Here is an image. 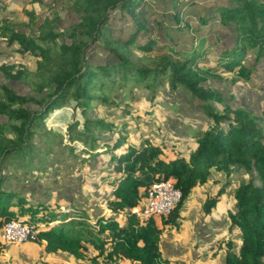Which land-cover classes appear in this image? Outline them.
Wrapping results in <instances>:
<instances>
[{
	"label": "trees",
	"instance_id": "16d2710c",
	"mask_svg": "<svg viewBox=\"0 0 264 264\" xmlns=\"http://www.w3.org/2000/svg\"><path fill=\"white\" fill-rule=\"evenodd\" d=\"M71 8L79 15V23L70 29V44L59 46L61 34L45 33L46 26L53 28L59 17L46 19L36 34L21 32L6 20L0 24L5 42L16 45L19 53L37 58L35 78L29 79L28 68L19 69L15 64L0 63V72L9 80L36 83L40 93L49 90L36 99L0 86V118L9 119L0 123V233L14 219L33 227L60 221L40 231L35 241L45 244L48 253L64 252L85 260L93 250L96 255L89 261L94 264H119L120 260L182 264L162 257L157 219L142 223L130 211L142 204L153 184L175 179L182 191L181 203L161 220L164 225H178L183 205L198 185L209 181L212 171L225 173L226 186H230L232 176L244 169L251 175L250 182L235 190L238 211L229 214L232 226L242 234V243L238 252L232 241L225 243L226 264H264L263 129L243 110L229 108L225 114L218 113L222 95L209 83L217 70L232 75L233 83L251 79L264 53V0H73ZM28 15L31 22H38L34 11ZM221 34L234 39L231 48L235 49L225 47L216 64L209 66L205 45ZM250 50L257 54L255 64L247 67ZM164 82L174 94L189 92L201 101L206 116L229 121L228 128L195 135V150L189 156L173 158L166 154L165 146L148 138L130 144L124 136L130 131L126 121L119 124L90 117L95 102L121 106V100L110 94L115 86L134 97L138 86L145 85L157 96ZM31 103L36 110L28 106ZM105 131L116 141H105L101 136ZM58 136L68 138L64 148L75 158L84 148L96 150L106 145L111 176H116L114 181L111 176L107 179L113 187L107 208L115 217H103L92 225L84 215L60 216L47 204L34 205L6 188L9 175L4 168H25L28 173L33 159L40 153L47 155ZM43 146L49 150L44 151ZM224 192L222 189L219 196ZM217 202L218 198L210 201L205 213L210 214ZM121 216L126 219L125 227H121ZM220 248L222 245L217 250ZM2 249L0 245V253Z\"/></svg>",
	"mask_w": 264,
	"mask_h": 264
},
{
	"label": "rangeland",
	"instance_id": "374dc122",
	"mask_svg": "<svg viewBox=\"0 0 264 264\" xmlns=\"http://www.w3.org/2000/svg\"><path fill=\"white\" fill-rule=\"evenodd\" d=\"M18 1L14 10L8 11V9L12 8L11 6H5V9L0 7V24L10 14L12 17H8V19L11 18L9 19L11 25L21 32L36 34L38 33V26L45 22L46 19L52 20L59 17L60 20L54 23L53 28L46 26L47 32L45 33L54 31L61 34L62 38L58 40L59 46L62 43L70 44L72 42L73 38L69 36L70 29L79 23V15L71 8L73 0H36V3L33 0ZM30 11L36 13V21L38 22L33 23L29 20L28 12ZM234 45V39L222 34L219 35V39L212 38L208 41L205 45V52L208 56L207 60L210 62L209 66L216 64L221 50L225 47L231 48ZM17 49L16 45H9L8 42H5L0 37V63L15 64L19 69L28 68L31 72L29 79L35 78L37 58L21 54ZM233 49L235 47L230 50ZM253 53V51H249V54ZM249 59H246V62L247 60L249 62ZM247 67H249L248 64ZM214 74L216 76L211 77L209 83L222 93L221 104L225 109L231 98L227 90L233 86L231 85L233 84V76L226 75L223 72H219V70L215 71ZM3 85L17 95L36 99L43 97L49 92L46 89L43 93H40L37 90L36 83L9 80L0 72V86ZM124 85L132 87L131 83H124ZM137 89L138 91L134 92V98L131 96V92L128 93V90L125 92L126 90L118 89L115 86L110 94L121 100V106L106 105L101 102L95 104V102L90 109V117L95 119L102 118L119 124L124 121L128 122L130 131L128 129L124 136H127L130 144L139 143L143 139L148 138L156 144L165 145V152L169 157L179 154L189 156V153L196 148L195 135H199L207 129L222 127V122H217L208 115L209 120L204 123L203 129H200L202 125L197 127L198 123L201 124L204 121H199V119L191 121L189 113H186V108L193 106L192 109H199V114L205 120L207 117L202 112L201 105L195 106L193 96L185 90H181L176 94L172 93L168 82H164L163 87L158 89L156 92L157 96L153 92L150 93L145 85H140ZM1 91L2 89L0 88ZM125 94L129 98L123 99ZM152 96H155V99L151 100ZM28 106L31 109H37L33 103ZM223 106H218L220 110H217L225 114L222 111ZM124 109L130 112L125 114ZM197 115V113L194 114V116ZM7 121H9L8 118H0L1 124ZM259 122L264 123V118L259 119ZM101 136L105 141L108 139L110 142L116 141L114 136L107 132H101ZM55 140L56 144L47 155L40 153L33 159L31 165L29 164L28 173L25 168L23 170L19 168L17 171L16 167H11L10 169L5 167L4 172L9 175L8 181H13L11 175L17 173L18 181L23 184V189H16L19 193L21 192L22 195H25L34 205L38 203L47 204L50 207V211H55L61 216L69 215V217L74 218V216L84 215L90 220H99L106 217L102 215L103 213L108 215L107 201L113 189L112 185L107 182L113 168L109 161L111 155L106 153L103 146H100L96 150L84 148L79 157L75 158L67 147L64 148V145L69 143L67 137H63L61 140V137L58 136ZM36 149L39 151L38 147ZM43 150L48 151L49 148L43 146ZM19 162L20 167H22L23 159L19 160ZM115 177L112 178L111 176V180L114 181ZM12 185L13 187L11 188L16 186L14 183ZM11 190L15 191V189ZM119 218L124 223L123 216ZM0 237V241H2L1 234ZM213 256H216V254ZM218 262L219 257L214 264H218Z\"/></svg>",
	"mask_w": 264,
	"mask_h": 264
},
{
	"label": "crops",
	"instance_id": "0c3cea01",
	"mask_svg": "<svg viewBox=\"0 0 264 264\" xmlns=\"http://www.w3.org/2000/svg\"><path fill=\"white\" fill-rule=\"evenodd\" d=\"M33 1L36 3V0ZM18 2V0H0V7H2L1 9H5V6H11L12 8L8 9V11L14 10L16 3ZM8 17H12V15L9 14L4 20L10 22L9 19L11 18L8 19ZM253 52V54H248L246 58H250L249 62L247 60L248 63L245 62L249 67L255 64L257 51ZM231 85L233 86L229 87L227 90L229 96H231L227 103V107L224 109V106L219 103L217 104V109H219L218 106H223L222 111L224 113L228 112L227 108H230L231 110L240 109L249 113L251 116L255 117L258 127L263 129L264 134V123L259 122V119L264 118V53L258 61L256 69L249 81H239ZM215 89L217 90V88ZM193 99L195 106L200 104L202 107L201 101L195 97H193ZM192 107L193 106H188L186 108V113H189L191 121L194 119L204 121L197 125L194 123L197 127L202 125L200 129H203L204 123L207 122L209 118L206 116L207 119L203 120L199 114V109H192ZM201 110L204 113L203 108ZM195 113L198 115L194 116ZM229 124V121H225L222 123V127L226 128ZM102 146L106 151V145ZM179 155L170 156L174 158ZM250 178L251 175L249 172L243 169L234 174L231 179V185L226 186L227 181L225 173L212 171L209 181L205 184L198 185L194 189L189 200L183 205L180 214L181 217L177 221L178 225H164L161 220L163 218H158V227L162 230L159 243L162 257L165 260L181 262L182 264H214L219 257L218 264H226L225 243L232 241L236 252L239 251L242 243V234L237 227L232 226L229 217L230 213H236L238 211V205L234 193L240 184L250 182ZM12 183L16 185L14 188H11L13 187ZM5 186L9 190L15 189V193L22 194L17 191L18 188L23 189V184L18 181L17 177L13 178V181L7 183ZM222 189H225V192L219 196ZM214 198H218V202L216 206L212 208L210 214H206L205 208ZM107 213L108 215H104L103 213L102 216L115 217L109 209H107ZM123 220L124 223L119 219L121 227L127 226L126 219L124 218ZM93 221L95 220H88L92 225L95 224ZM0 234L2 235V232ZM0 245L3 248L0 253V264H94L92 261H89V258L96 255V252L91 250L92 253L89 252L85 260H77L73 256L64 252L48 253L45 250V244H39L36 242L25 243L22 245H5L2 240L0 241ZM219 245H222V248L217 250ZM215 254L216 256H213ZM99 264H102V261ZM119 264L139 263L120 260Z\"/></svg>",
	"mask_w": 264,
	"mask_h": 264
},
{
	"label": "built area",
	"instance_id": "2783aa9c",
	"mask_svg": "<svg viewBox=\"0 0 264 264\" xmlns=\"http://www.w3.org/2000/svg\"><path fill=\"white\" fill-rule=\"evenodd\" d=\"M177 181H161L152 185L147 191L142 204L130 211L142 223L152 219L168 218L181 203L182 191L176 185ZM53 227L49 225L30 226L22 220L14 219L8 222L2 230V240L5 245H22L37 241L40 231Z\"/></svg>",
	"mask_w": 264,
	"mask_h": 264
},
{
	"label": "bare ground",
	"instance_id": "6f19581e",
	"mask_svg": "<svg viewBox=\"0 0 264 264\" xmlns=\"http://www.w3.org/2000/svg\"><path fill=\"white\" fill-rule=\"evenodd\" d=\"M60 219V218H59ZM60 221H56V222H53V227L56 225V224H59Z\"/></svg>",
	"mask_w": 264,
	"mask_h": 264
}]
</instances>
